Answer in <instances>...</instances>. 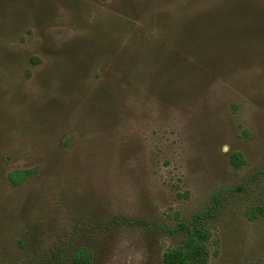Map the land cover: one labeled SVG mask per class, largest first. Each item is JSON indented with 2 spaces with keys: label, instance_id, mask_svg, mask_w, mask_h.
<instances>
[{
  "label": "rangeland",
  "instance_id": "1",
  "mask_svg": "<svg viewBox=\"0 0 264 264\" xmlns=\"http://www.w3.org/2000/svg\"><path fill=\"white\" fill-rule=\"evenodd\" d=\"M255 206L264 0H0V264H161L197 214L264 264Z\"/></svg>",
  "mask_w": 264,
  "mask_h": 264
},
{
  "label": "trees",
  "instance_id": "2",
  "mask_svg": "<svg viewBox=\"0 0 264 264\" xmlns=\"http://www.w3.org/2000/svg\"><path fill=\"white\" fill-rule=\"evenodd\" d=\"M230 162L234 167H238L243 159L239 153L230 154ZM23 177V172L16 170L8 175L12 184H17ZM246 216L253 219L264 215L263 206L251 207L246 211ZM200 215H193L189 224L176 223L173 227H163L166 233L173 235L182 232L183 238L174 246L162 250L160 256L161 264H206L208 258L207 240L209 231L201 224ZM70 264H90L91 254L87 249H78L70 255ZM21 264H37L33 262Z\"/></svg>",
  "mask_w": 264,
  "mask_h": 264
}]
</instances>
